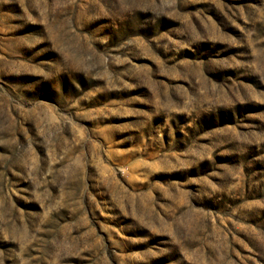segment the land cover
Returning a JSON list of instances; mask_svg holds the SVG:
<instances>
[{
	"label": "rangeland",
	"instance_id": "obj_1",
	"mask_svg": "<svg viewBox=\"0 0 264 264\" xmlns=\"http://www.w3.org/2000/svg\"><path fill=\"white\" fill-rule=\"evenodd\" d=\"M0 264H264V0H0Z\"/></svg>",
	"mask_w": 264,
	"mask_h": 264
}]
</instances>
